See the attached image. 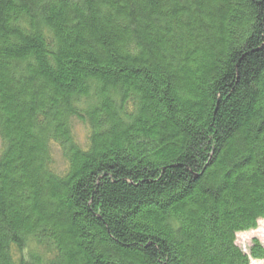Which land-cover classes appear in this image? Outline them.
I'll return each mask as SVG.
<instances>
[{"label":"trees","instance_id":"trees-1","mask_svg":"<svg viewBox=\"0 0 264 264\" xmlns=\"http://www.w3.org/2000/svg\"><path fill=\"white\" fill-rule=\"evenodd\" d=\"M0 140V264L264 259V0H0Z\"/></svg>","mask_w":264,"mask_h":264},{"label":"rangeland","instance_id":"rangeland-1","mask_svg":"<svg viewBox=\"0 0 264 264\" xmlns=\"http://www.w3.org/2000/svg\"><path fill=\"white\" fill-rule=\"evenodd\" d=\"M74 135L77 141L81 144L87 143L88 129L87 126L79 121H75L73 124ZM1 147V140H0ZM259 239L264 244V218H259L257 225L254 228L246 229V231H239L236 233V239L239 246L247 252L248 247L251 244L253 238ZM250 264H264V259L251 258Z\"/></svg>","mask_w":264,"mask_h":264}]
</instances>
